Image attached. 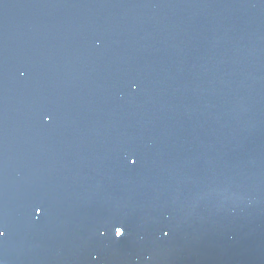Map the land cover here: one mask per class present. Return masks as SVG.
I'll return each mask as SVG.
<instances>
[{
    "label": "water",
    "instance_id": "1",
    "mask_svg": "<svg viewBox=\"0 0 264 264\" xmlns=\"http://www.w3.org/2000/svg\"><path fill=\"white\" fill-rule=\"evenodd\" d=\"M0 231L3 264H264V0H0Z\"/></svg>",
    "mask_w": 264,
    "mask_h": 264
},
{
    "label": "clouds",
    "instance_id": "2",
    "mask_svg": "<svg viewBox=\"0 0 264 264\" xmlns=\"http://www.w3.org/2000/svg\"><path fill=\"white\" fill-rule=\"evenodd\" d=\"M121 234H123V232H121ZM4 235H5V233H4L3 231H0V237H2V236H4ZM0 264H3V262L0 261Z\"/></svg>",
    "mask_w": 264,
    "mask_h": 264
}]
</instances>
